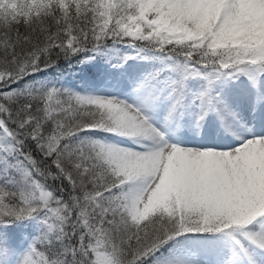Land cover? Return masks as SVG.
<instances>
[{
  "label": "snow or ice",
  "instance_id": "1",
  "mask_svg": "<svg viewBox=\"0 0 264 264\" xmlns=\"http://www.w3.org/2000/svg\"><path fill=\"white\" fill-rule=\"evenodd\" d=\"M0 264H264V0H0Z\"/></svg>",
  "mask_w": 264,
  "mask_h": 264
}]
</instances>
